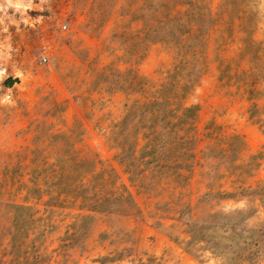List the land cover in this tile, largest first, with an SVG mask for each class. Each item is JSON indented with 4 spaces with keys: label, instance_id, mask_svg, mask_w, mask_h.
<instances>
[{
    "label": "rangeland",
    "instance_id": "1",
    "mask_svg": "<svg viewBox=\"0 0 264 264\" xmlns=\"http://www.w3.org/2000/svg\"><path fill=\"white\" fill-rule=\"evenodd\" d=\"M45 7L0 13V264H236L188 231L264 222V0Z\"/></svg>",
    "mask_w": 264,
    "mask_h": 264
},
{
    "label": "trees",
    "instance_id": "2",
    "mask_svg": "<svg viewBox=\"0 0 264 264\" xmlns=\"http://www.w3.org/2000/svg\"><path fill=\"white\" fill-rule=\"evenodd\" d=\"M171 21L172 19L169 22ZM151 32H156V30L152 29ZM191 110H193L192 107L187 108V111ZM58 183L57 180L53 185L57 186ZM127 200L134 209L136 206L130 193L127 194ZM85 201L81 207L91 212H103V205L109 201V198L94 201L87 207L84 206ZM256 213L255 211L250 214L248 210L236 209L229 212L212 213L200 223L194 220L189 224L190 240L187 242V247L192 248L195 244H203L207 250L219 256L223 261L229 255L233 257L236 264H259L264 246V222H251V218ZM206 221L209 223L206 224ZM249 222L253 225H249ZM258 223L261 225H255Z\"/></svg>",
    "mask_w": 264,
    "mask_h": 264
},
{
    "label": "clouds",
    "instance_id": "3",
    "mask_svg": "<svg viewBox=\"0 0 264 264\" xmlns=\"http://www.w3.org/2000/svg\"><path fill=\"white\" fill-rule=\"evenodd\" d=\"M48 0H0V13L3 14L4 19L13 27L25 25L28 27H34L36 24L42 22L44 15H37L33 17L31 12L36 11L43 13L49 11L45 5ZM3 23V21H0ZM11 46L4 47L0 45V59H3L5 55L10 54ZM16 77H20V73L16 74ZM5 72L0 70V79H7ZM12 104L14 103L11 90L9 89L2 97H0V104Z\"/></svg>",
    "mask_w": 264,
    "mask_h": 264
},
{
    "label": "built area",
    "instance_id": "4",
    "mask_svg": "<svg viewBox=\"0 0 264 264\" xmlns=\"http://www.w3.org/2000/svg\"><path fill=\"white\" fill-rule=\"evenodd\" d=\"M52 56V50L51 48L48 46V44H44L41 47V55H40V61L42 63H46L49 61V58Z\"/></svg>",
    "mask_w": 264,
    "mask_h": 264
},
{
    "label": "water",
    "instance_id": "5",
    "mask_svg": "<svg viewBox=\"0 0 264 264\" xmlns=\"http://www.w3.org/2000/svg\"><path fill=\"white\" fill-rule=\"evenodd\" d=\"M14 83V80L12 78L8 79V85L11 87Z\"/></svg>",
    "mask_w": 264,
    "mask_h": 264
},
{
    "label": "bare ground",
    "instance_id": "6",
    "mask_svg": "<svg viewBox=\"0 0 264 264\" xmlns=\"http://www.w3.org/2000/svg\"><path fill=\"white\" fill-rule=\"evenodd\" d=\"M2 70V69H1Z\"/></svg>",
    "mask_w": 264,
    "mask_h": 264
}]
</instances>
